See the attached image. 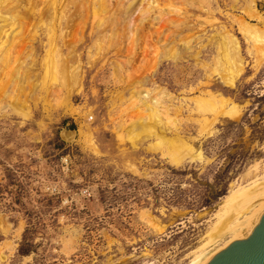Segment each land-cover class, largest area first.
Masks as SVG:
<instances>
[{"label":"rangeland","instance_id":"374dc122","mask_svg":"<svg viewBox=\"0 0 264 264\" xmlns=\"http://www.w3.org/2000/svg\"><path fill=\"white\" fill-rule=\"evenodd\" d=\"M234 2H173L181 10L164 23L161 38L176 36L177 53L154 66L157 44L108 47L99 16L53 35L49 20L12 21L0 10V24L13 31L3 48L0 42V264H204L197 256L218 225L226 229L260 204L264 59L256 61L239 16L262 28L264 21L242 14L249 0ZM256 2L264 16V0ZM159 3L153 17L173 8ZM224 27L245 60L233 85L216 62ZM78 60L83 87L70 95L65 69ZM162 88L177 113L136 108L140 93L133 91L154 96ZM25 91L27 117L9 107L14 97L22 106ZM222 93L240 107L238 116L196 102ZM66 101L79 112L61 107ZM139 122L158 135L134 127ZM87 126L96 148L84 141ZM243 187L252 188V199L226 219L232 200L240 206L247 195ZM238 236L225 235L215 249Z\"/></svg>","mask_w":264,"mask_h":264},{"label":"bare ground","instance_id":"6f19581e","mask_svg":"<svg viewBox=\"0 0 264 264\" xmlns=\"http://www.w3.org/2000/svg\"><path fill=\"white\" fill-rule=\"evenodd\" d=\"M159 1L160 0H0V10H3L6 14L10 15L9 18L12 21H23L33 18L39 19L40 21L49 20L51 24L50 32L53 35L57 34V32L59 31L67 32L70 28L76 27L78 24H82V26H85L86 24H88V20L91 15L95 17L99 16L102 18V21L99 22L97 28L98 31L102 30L103 36L108 41V47L112 46L113 44H116L117 47L121 49V47L127 44L129 47L131 46L132 50H134L139 46V43H143L145 46L157 44V50L159 52H157V60H155L153 63L154 66L156 63L158 64V61L162 56L169 55L174 57L177 53V37L173 35H166L165 38L162 39L161 29L164 27V23L167 20L174 23L176 18L173 17V13L175 11L180 12L181 10L179 7H176L173 4V2H176V0H165L173 8L168 10L169 12H164L161 10L159 11V15H157V17H153L155 14L154 9L160 4ZM249 1L250 6L242 8V14L244 13L250 17H257L258 19H260V21H264V16H262V14L256 8V4L258 1ZM237 3H239V0H235V2L233 3V7H237ZM183 20V18H180V23H175L179 30L183 29L181 22ZM239 22L242 31L247 36V38L253 43L257 55L256 61L260 62L264 59V28L258 26L257 24L251 23L250 21H248V19L242 17L241 14L239 16ZM230 30L224 27L223 30L220 32L221 36L218 39L216 38V62L218 65H220L219 71L221 77L227 85L234 84L236 76L243 70L245 61L242 55L239 39L235 34L232 33V30ZM12 35L13 31L9 32L8 29H6L5 24H0V42L2 43V48L5 46V43L8 44V38ZM5 36L7 37L6 39L4 38ZM51 40H53L52 36ZM125 41L126 44L123 45ZM55 42L56 41H53V43ZM163 45L165 46L164 49L161 48ZM70 52L72 56L76 54V49L72 45L70 48ZM61 55L62 53H59L58 56ZM56 59V56L55 58L53 57V59H51L53 64L57 62L58 59ZM68 61L69 60L67 59V63ZM66 68L67 69H65L64 79L67 82L68 92L71 95V93L74 92L76 89L80 91L83 87V67L81 61L78 60V64L71 65ZM26 78L28 84L30 85V89H32L33 86L31 77L28 75L26 76ZM54 78L56 79V77ZM146 91V94H143L144 92L142 90L133 91L134 94H143V97L145 98L142 99L140 95H137L138 101L136 108L150 109L154 112H157V115H169L171 111L177 113L180 110L179 107L167 103L166 96L168 95V93L163 88L157 91L155 95L153 94L154 96H150L148 90ZM29 93L31 92H23L25 98L21 102L22 106L16 105L18 99L17 97H14L12 99V103L9 104V107H11L14 111H20L22 115L27 117L29 114V110H27V108H29ZM196 102H198L199 106L206 105L209 108L216 109L218 113L229 117H235L240 114V107L235 102H233L228 96L223 95V93L219 96L197 97ZM61 107L65 108V110L70 112L71 114L79 112L77 107L73 106L70 102L67 101L65 103L63 102L61 104ZM134 127H139L142 131H150L153 132V134L158 135L155 126L149 125L145 122H139L135 124ZM86 129L88 131H81L82 135L85 138L84 141L90 147L96 148L95 141L92 137L91 129L89 128V126H87ZM167 137L169 138V136ZM170 142L173 145L181 144L177 140H175L174 137L171 138ZM172 158L173 160L180 162L185 157L172 156ZM246 188L247 187H243V190ZM246 191L247 195L244 196V200L241 202L240 206V201L238 202L234 201V199L232 200V206L227 211L228 215L226 219L232 218L231 216L234 214L233 212L242 211L240 209L242 207L244 208L246 203H248V201L252 199V188H247ZM263 204L264 195L260 204L256 206V208L253 209L250 213L248 212L249 214L246 215L243 220H239V217L235 216L236 219H233L234 221L229 224V227H227L226 229L222 225H218V227L216 228L215 224V232H210L211 235L209 236V240L204 244L202 252L197 256L199 262L201 261L204 264L208 263L212 256L220 249L215 248L219 245L218 242L222 241V239L225 238V235L229 233H232L234 235H240L245 230L251 228L253 216Z\"/></svg>","mask_w":264,"mask_h":264},{"label":"water","instance_id":"95a60500","mask_svg":"<svg viewBox=\"0 0 264 264\" xmlns=\"http://www.w3.org/2000/svg\"><path fill=\"white\" fill-rule=\"evenodd\" d=\"M207 264H264V204L253 216L252 227L221 247Z\"/></svg>","mask_w":264,"mask_h":264},{"label":"built area","instance_id":"2783aa9c","mask_svg":"<svg viewBox=\"0 0 264 264\" xmlns=\"http://www.w3.org/2000/svg\"><path fill=\"white\" fill-rule=\"evenodd\" d=\"M94 119V115H91L90 117H89V120H93Z\"/></svg>","mask_w":264,"mask_h":264}]
</instances>
